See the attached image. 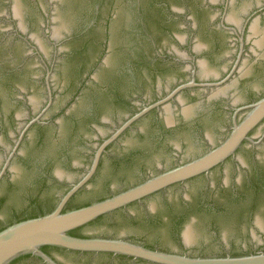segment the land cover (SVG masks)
<instances>
[{
	"label": "water",
	"instance_id": "water-1",
	"mask_svg": "<svg viewBox=\"0 0 264 264\" xmlns=\"http://www.w3.org/2000/svg\"><path fill=\"white\" fill-rule=\"evenodd\" d=\"M0 264H264V0H0Z\"/></svg>",
	"mask_w": 264,
	"mask_h": 264
}]
</instances>
